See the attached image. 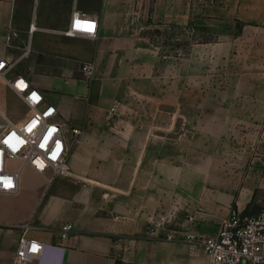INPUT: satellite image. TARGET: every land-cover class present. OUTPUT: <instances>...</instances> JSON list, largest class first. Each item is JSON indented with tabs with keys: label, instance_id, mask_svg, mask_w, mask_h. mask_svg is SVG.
<instances>
[{
	"label": "crops",
	"instance_id": "crops-1",
	"mask_svg": "<svg viewBox=\"0 0 264 264\" xmlns=\"http://www.w3.org/2000/svg\"><path fill=\"white\" fill-rule=\"evenodd\" d=\"M75 12L97 20V37L65 34ZM190 20L223 31L178 56L139 33ZM0 56L58 106L70 145L64 175L26 164L18 190L0 193V264H15L26 222L45 245L31 264H213L197 245L150 236V221L176 212L211 236L260 210L264 0H0Z\"/></svg>",
	"mask_w": 264,
	"mask_h": 264
},
{
	"label": "built area",
	"instance_id": "built-area-1",
	"mask_svg": "<svg viewBox=\"0 0 264 264\" xmlns=\"http://www.w3.org/2000/svg\"><path fill=\"white\" fill-rule=\"evenodd\" d=\"M31 31L36 29L31 25ZM96 19L75 12L65 30L68 36L97 37ZM16 61L0 56V81L13 91L28 109L20 121H13L0 107V193H14L19 188L22 168L29 164L39 172L50 173V179L64 175L70 149L64 136L60 111L49 102L44 92L33 85L29 77L12 74ZM82 70L87 76L94 72L93 64H85ZM119 103H115V111ZM78 141L80 129H71ZM19 161L18 167L11 162ZM177 217L176 212L161 214L150 221L148 233L152 237L179 240L202 248L213 264H264V203L254 214L232 213L214 235L195 233L187 228L170 229ZM20 229L18 248L13 259L15 264H31L43 255L45 245L35 237L28 236L29 222L15 226ZM73 228L69 223L63 227L66 238Z\"/></svg>",
	"mask_w": 264,
	"mask_h": 264
},
{
	"label": "rangeland",
	"instance_id": "rangeland-1",
	"mask_svg": "<svg viewBox=\"0 0 264 264\" xmlns=\"http://www.w3.org/2000/svg\"><path fill=\"white\" fill-rule=\"evenodd\" d=\"M196 14V11H194ZM139 28V33L144 36L148 42L159 48V51L163 55L185 52L189 46H193L197 42L203 41H215L219 39V33L223 31L221 27H203L195 24L193 20H190L187 24H174L172 22L166 24H155L151 21H147ZM237 28L238 25H237ZM178 56V55H177ZM17 69L20 71L23 69V65L19 64ZM207 85L216 83L219 85V74L213 76L212 72L207 75ZM197 85L199 81H196ZM205 94V93H204ZM193 96L199 98L200 92L196 89L193 92ZM211 97L209 92V98ZM0 107L6 112L10 118L18 122L22 120L28 112V109L20 104L17 96L8 89L4 83L0 81ZM198 112L193 109V116ZM12 167H18L19 161L11 162ZM16 165V166H15ZM171 214V213H170ZM177 214V213H176ZM180 217L177 216L175 221L169 225L170 229H181Z\"/></svg>",
	"mask_w": 264,
	"mask_h": 264
},
{
	"label": "trees",
	"instance_id": "trees-1",
	"mask_svg": "<svg viewBox=\"0 0 264 264\" xmlns=\"http://www.w3.org/2000/svg\"><path fill=\"white\" fill-rule=\"evenodd\" d=\"M203 42H210V41H203ZM115 264H128V263H125L122 259L118 258L116 259Z\"/></svg>",
	"mask_w": 264,
	"mask_h": 264
}]
</instances>
